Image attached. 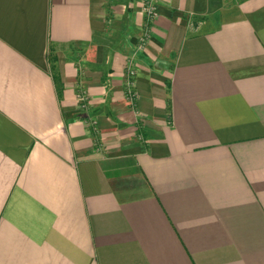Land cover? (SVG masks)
Returning a JSON list of instances; mask_svg holds the SVG:
<instances>
[{
    "label": "crops",
    "instance_id": "obj_1",
    "mask_svg": "<svg viewBox=\"0 0 264 264\" xmlns=\"http://www.w3.org/2000/svg\"><path fill=\"white\" fill-rule=\"evenodd\" d=\"M156 10L0 0V264H264V0Z\"/></svg>",
    "mask_w": 264,
    "mask_h": 264
},
{
    "label": "built area",
    "instance_id": "obj_2",
    "mask_svg": "<svg viewBox=\"0 0 264 264\" xmlns=\"http://www.w3.org/2000/svg\"><path fill=\"white\" fill-rule=\"evenodd\" d=\"M159 0H142V16H143V27H144V36L141 39L142 44L145 42L149 29L151 25L155 22V20L158 18V12L156 10V3ZM134 77H135V72L133 69L129 68L127 70V83H126V92H125V98L129 102L131 106L134 105L135 101V94L133 91L134 88ZM77 100L79 103V107L81 109H85L86 107V101L87 97L85 93L79 92L77 94ZM89 125L94 126V123L91 121H88Z\"/></svg>",
    "mask_w": 264,
    "mask_h": 264
},
{
    "label": "trees",
    "instance_id": "obj_3",
    "mask_svg": "<svg viewBox=\"0 0 264 264\" xmlns=\"http://www.w3.org/2000/svg\"><path fill=\"white\" fill-rule=\"evenodd\" d=\"M53 57L49 58V61L51 60L52 61Z\"/></svg>",
    "mask_w": 264,
    "mask_h": 264
}]
</instances>
